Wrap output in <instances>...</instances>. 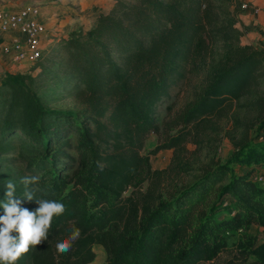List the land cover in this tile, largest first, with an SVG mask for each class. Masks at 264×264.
Segmentation results:
<instances>
[{
	"label": "trees",
	"instance_id": "1",
	"mask_svg": "<svg viewBox=\"0 0 264 264\" xmlns=\"http://www.w3.org/2000/svg\"><path fill=\"white\" fill-rule=\"evenodd\" d=\"M110 1L92 27L69 32L27 72L0 78V152H15L28 167L18 179L0 176V201L12 181L21 206L35 210V199L23 197L20 181L27 174L40 177L29 186L35 198L65 205L48 239L16 264H90L95 245L103 249L105 264L212 262L225 251V234L247 232L252 225L264 230V188L252 180L251 170L222 186L226 165L206 170L185 188L167 179L170 171L193 170L180 159L184 144L207 130L216 132L233 106L250 115L232 118L244 134L251 128L245 125L264 120V44L241 45L246 29L237 27L239 0ZM188 77L198 78L199 85L173 124L182 127L149 155L141 154L146 137L159 129V105ZM54 96L73 99L83 109L80 119L47 109ZM73 130L75 142L67 138ZM171 149L172 165L152 170L150 155ZM60 158L75 166L70 176L47 171ZM262 158L250 149L237 153L235 163ZM40 169L43 174H36ZM223 198L233 212L215 217L226 210ZM73 227L81 230L79 239L59 254L56 243ZM248 242L257 260L240 264H264V244Z\"/></svg>",
	"mask_w": 264,
	"mask_h": 264
},
{
	"label": "rangeland",
	"instance_id": "2",
	"mask_svg": "<svg viewBox=\"0 0 264 264\" xmlns=\"http://www.w3.org/2000/svg\"><path fill=\"white\" fill-rule=\"evenodd\" d=\"M112 4L110 0H0V8L16 10L25 6H37L40 9L50 33L45 42L47 50L55 46L69 32L80 27L85 29L92 27L96 16L99 13L107 12ZM256 45L254 44V46ZM198 85V78L188 77L187 80L179 81L177 85L173 86L170 98L158 107L156 120L159 129L146 137L141 154L149 155L155 148L166 143L169 137L177 134L182 126L173 124L177 121V117L193 102ZM261 89L264 90V74L261 78ZM46 107L56 112L68 113L75 119H80L83 113V109L73 99L65 96L50 97L46 101ZM228 114L217 122L216 132L207 130L198 137L189 138L180 152V159L193 170L179 172L178 175L170 171V177L167 179L170 181L169 183H174L182 188L189 187L200 179L206 170L226 165L229 170L228 178L222 186L229 183L231 177L251 170L252 180L256 185L264 188V120L254 123V125H245L251 128L247 134H244V128L235 127L232 118L249 120L250 115L238 106H233ZM74 130L67 136L73 142L78 137ZM250 149H255L262 154L263 158L260 162L235 163L237 153L239 156L246 155ZM68 154L73 162L76 158L75 153L69 151ZM173 156L174 149L161 150L157 154L150 155L151 169L169 168L172 165ZM58 160L59 162L56 164L48 165L47 171L54 170L61 177L70 176L75 166L72 167L70 161L66 159ZM175 163L173 162V168ZM43 171L40 169L36 174H43ZM25 172H28L27 163L15 152H0V176L18 179ZM144 185L146 186V183ZM223 199L221 209L226 208V210L219 212L215 217H229L233 212L229 198ZM225 238L227 243L225 251L215 260L206 264H240L244 261L247 263L256 261L257 258L253 255V246L248 241L253 240L254 247L264 244V230L259 226L252 225L247 232L227 233ZM92 251L95 258L91 264H105L106 255L103 249L95 245Z\"/></svg>",
	"mask_w": 264,
	"mask_h": 264
},
{
	"label": "clouds",
	"instance_id": "3",
	"mask_svg": "<svg viewBox=\"0 0 264 264\" xmlns=\"http://www.w3.org/2000/svg\"><path fill=\"white\" fill-rule=\"evenodd\" d=\"M39 180L38 175H25L20 181L25 189L24 199H35L38 205L35 210L22 207V200L15 198L16 184L12 181L6 183L5 197L0 201V207L4 211L0 216V264H16L33 247L46 241L53 218L63 214L65 210V205L60 201L34 197L29 186L37 184ZM13 232L16 233L15 236L12 235ZM80 233L79 228L73 227L66 238L56 243L57 252H69Z\"/></svg>",
	"mask_w": 264,
	"mask_h": 264
},
{
	"label": "built area",
	"instance_id": "4",
	"mask_svg": "<svg viewBox=\"0 0 264 264\" xmlns=\"http://www.w3.org/2000/svg\"><path fill=\"white\" fill-rule=\"evenodd\" d=\"M242 11L256 9L242 2ZM50 33L37 6L16 10L0 8V59L7 71L25 73L47 50ZM4 68V67H3Z\"/></svg>",
	"mask_w": 264,
	"mask_h": 264
},
{
	"label": "crops",
	"instance_id": "5",
	"mask_svg": "<svg viewBox=\"0 0 264 264\" xmlns=\"http://www.w3.org/2000/svg\"><path fill=\"white\" fill-rule=\"evenodd\" d=\"M241 3H247L251 7L256 9V12L242 11L238 15L239 23L237 27L239 29L245 28L246 33L241 38L242 45H254L259 42L264 44V0H239ZM4 67V68H3ZM5 65L0 59V78L6 74ZM8 73H15L7 71ZM100 247V246H99ZM91 264V263H90Z\"/></svg>",
	"mask_w": 264,
	"mask_h": 264
}]
</instances>
